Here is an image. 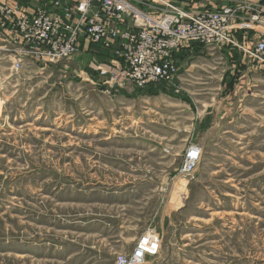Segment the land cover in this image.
<instances>
[{"label":"rangeland","instance_id":"374dc122","mask_svg":"<svg viewBox=\"0 0 264 264\" xmlns=\"http://www.w3.org/2000/svg\"><path fill=\"white\" fill-rule=\"evenodd\" d=\"M96 47L17 71L0 59V264H116L150 229L161 250L145 264H264V102L216 115V47L180 48L175 80L151 88L114 81Z\"/></svg>","mask_w":264,"mask_h":264},{"label":"built area","instance_id":"2783aa9c","mask_svg":"<svg viewBox=\"0 0 264 264\" xmlns=\"http://www.w3.org/2000/svg\"><path fill=\"white\" fill-rule=\"evenodd\" d=\"M244 9L252 11L250 21L264 34V5L255 2L192 11L170 0H0V59L5 53L14 57L17 71L27 55L58 62L97 44L117 60L110 66L114 81L156 87L175 80L180 64L174 54L191 45L234 46L264 64V38L240 42L231 33L236 13ZM201 157L202 149L190 146L180 173L191 176ZM160 250L157 233L146 230L116 264H145Z\"/></svg>","mask_w":264,"mask_h":264},{"label":"crops","instance_id":"0c3cea01","mask_svg":"<svg viewBox=\"0 0 264 264\" xmlns=\"http://www.w3.org/2000/svg\"><path fill=\"white\" fill-rule=\"evenodd\" d=\"M7 1L9 3L12 2V0ZM217 1L220 0H208V2L202 1L199 3V6L217 10L218 8H222L224 6H235L239 3L236 0H232L231 2H226L220 5L217 4ZM254 1L256 2L258 0ZM21 3H23V1H21ZM157 3L156 6L159 7L161 3ZM185 5H187V3L182 4V6ZM251 14V10H241L236 13L235 18L231 23V33L234 38L240 42L249 40V42L254 43L257 39L264 38V34L260 28L250 21ZM216 50L219 52L218 58L225 60L223 63L226 65L224 67V74L220 85L223 97H220L216 103V115L224 117L231 112V109H234L235 113L238 114L242 107H250V104L247 103L250 100L255 99L258 103H263L264 64L248 56L240 48L234 46H218L216 47ZM171 196L172 194L168 197V203L171 201ZM166 218V214H162L160 223L166 220ZM138 234L140 233H136L137 238L139 236ZM118 237L119 236L115 235L113 241L119 243L120 239H118ZM121 246L122 245H118V248Z\"/></svg>","mask_w":264,"mask_h":264},{"label":"bare ground","instance_id":"6f19581e","mask_svg":"<svg viewBox=\"0 0 264 264\" xmlns=\"http://www.w3.org/2000/svg\"><path fill=\"white\" fill-rule=\"evenodd\" d=\"M184 183H185L184 180H182V179L179 178V179L176 180V182H175L174 189L176 190V188L179 187V188L182 190V192H183V191H184V185H185ZM170 200H171V201H169V205L172 206V205H175V204H173V203L176 202L178 199H177V197H175L174 194H172Z\"/></svg>","mask_w":264,"mask_h":264},{"label":"trees","instance_id":"16d2710c","mask_svg":"<svg viewBox=\"0 0 264 264\" xmlns=\"http://www.w3.org/2000/svg\"><path fill=\"white\" fill-rule=\"evenodd\" d=\"M193 46H198V45H193ZM186 48H187V47H182L183 50H187ZM180 50H181V49H179L177 52H175L174 55H175L176 57L179 56V51H180Z\"/></svg>","mask_w":264,"mask_h":264}]
</instances>
